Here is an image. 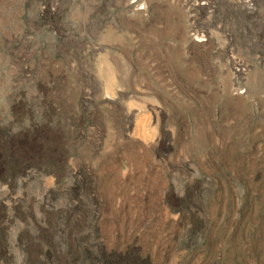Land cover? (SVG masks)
Instances as JSON below:
<instances>
[{"label":"rangeland","instance_id":"1","mask_svg":"<svg viewBox=\"0 0 264 264\" xmlns=\"http://www.w3.org/2000/svg\"><path fill=\"white\" fill-rule=\"evenodd\" d=\"M108 260L264 264V0H0V264Z\"/></svg>","mask_w":264,"mask_h":264},{"label":"trees","instance_id":"2","mask_svg":"<svg viewBox=\"0 0 264 264\" xmlns=\"http://www.w3.org/2000/svg\"><path fill=\"white\" fill-rule=\"evenodd\" d=\"M103 264H119V263L116 261L108 260V261H105Z\"/></svg>","mask_w":264,"mask_h":264},{"label":"bare ground","instance_id":"3","mask_svg":"<svg viewBox=\"0 0 264 264\" xmlns=\"http://www.w3.org/2000/svg\"><path fill=\"white\" fill-rule=\"evenodd\" d=\"M112 78H114V77H112Z\"/></svg>","mask_w":264,"mask_h":264}]
</instances>
